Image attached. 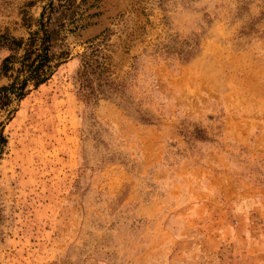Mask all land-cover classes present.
Segmentation results:
<instances>
[{
	"label": "rangeland",
	"instance_id": "1",
	"mask_svg": "<svg viewBox=\"0 0 264 264\" xmlns=\"http://www.w3.org/2000/svg\"><path fill=\"white\" fill-rule=\"evenodd\" d=\"M50 2L0 0V36ZM51 18L67 55L0 112V264H264V0Z\"/></svg>",
	"mask_w": 264,
	"mask_h": 264
},
{
	"label": "trees",
	"instance_id": "2",
	"mask_svg": "<svg viewBox=\"0 0 264 264\" xmlns=\"http://www.w3.org/2000/svg\"><path fill=\"white\" fill-rule=\"evenodd\" d=\"M71 1L57 0V5L50 2L47 9L44 7L38 21V29L25 41L0 36V43L7 44L12 51L11 55L2 60L0 67V77L6 80L5 84L0 85V112L13 113L14 111L10 110L11 105L21 101L29 93L30 87L37 88L46 82L52 74V69L60 63L58 61L53 64L54 59L65 58L67 55L65 52L58 56L51 54L58 32L51 23V16L58 7L67 9ZM18 52L21 54L16 56ZM3 131L4 124L0 123V158L7 144Z\"/></svg>",
	"mask_w": 264,
	"mask_h": 264
}]
</instances>
